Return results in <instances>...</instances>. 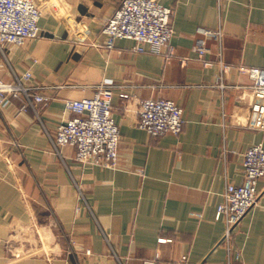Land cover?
I'll return each instance as SVG.
<instances>
[{"label":"crops","instance_id":"0c3cea01","mask_svg":"<svg viewBox=\"0 0 264 264\" xmlns=\"http://www.w3.org/2000/svg\"><path fill=\"white\" fill-rule=\"evenodd\" d=\"M122 1L60 0L59 12L40 18L38 37L5 46L0 77L30 70L27 82L51 98L37 113L22 108V96L0 106V264H264V177L231 254L216 219L227 184L244 180L245 152L264 145V130L246 120L253 77L238 68H264V0H158L174 11L171 57L138 52L129 38L106 46L102 22ZM219 27L222 56L206 39L200 57L203 30ZM220 58L232 66L221 80ZM104 80L116 85V167L82 164L75 146L56 150L50 139L75 116L65 100L92 97ZM145 98L183 109L179 135L137 125Z\"/></svg>","mask_w":264,"mask_h":264},{"label":"built area","instance_id":"2783aa9c","mask_svg":"<svg viewBox=\"0 0 264 264\" xmlns=\"http://www.w3.org/2000/svg\"><path fill=\"white\" fill-rule=\"evenodd\" d=\"M48 10L60 11V0H0V62L6 57L7 44L23 45L28 39L39 36L40 18ZM173 9L158 0H123L121 6L102 22L106 34V46L113 47L119 38L135 41L138 52L150 51L173 55L170 39L173 33ZM204 37L197 42L200 57L208 52L206 39H213L219 46L222 56L224 32L217 29H204ZM184 61H186L184 59ZM222 74L231 65L219 60ZM239 70L252 75L249 89L253 95L250 111L246 117L247 126L264 130V68L240 65ZM13 80L4 81L0 77V106L8 101V96H22L23 109L33 108L37 103L47 102L50 96L44 92L45 86L29 83L30 70L22 75L11 69ZM115 83L104 80L96 85L92 97L66 99L65 107L75 113L74 117L60 122L55 137L50 135L53 147L59 150L62 145L77 148L76 158L82 164L116 167L119 159L120 129L113 114V95ZM221 88H226L220 82ZM127 97L128 94L123 93ZM137 125L152 135L171 133L179 135L183 129V109L170 99L145 98L139 100ZM244 180L241 184L228 183L223 192V200L218 205L216 219L225 221L226 229L223 244L229 254L234 251L233 233L244 215L257 204L259 198L258 181L264 177V145L251 146L244 154ZM78 190L83 195L78 185ZM236 252V258H240ZM182 262H186L183 257ZM146 264H153L146 262Z\"/></svg>","mask_w":264,"mask_h":264},{"label":"water","instance_id":"95a60500","mask_svg":"<svg viewBox=\"0 0 264 264\" xmlns=\"http://www.w3.org/2000/svg\"><path fill=\"white\" fill-rule=\"evenodd\" d=\"M249 92V91H248ZM252 101H253V97H252Z\"/></svg>","mask_w":264,"mask_h":264}]
</instances>
